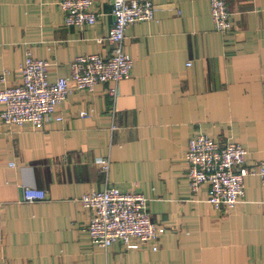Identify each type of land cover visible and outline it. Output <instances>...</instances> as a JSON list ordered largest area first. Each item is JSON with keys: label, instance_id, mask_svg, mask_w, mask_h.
Instances as JSON below:
<instances>
[{"label": "crops", "instance_id": "obj_1", "mask_svg": "<svg viewBox=\"0 0 264 264\" xmlns=\"http://www.w3.org/2000/svg\"><path fill=\"white\" fill-rule=\"evenodd\" d=\"M112 1L94 0L97 21L78 26L63 24L57 0H0V90L21 81L27 49L49 62L50 79L67 76L79 54L109 55ZM152 1L154 18L125 30L130 77L72 90L57 107L61 120L0 121V264H264L259 177L245 176L242 200L223 211L206 200L207 183L190 190L185 160L199 130L241 143L247 166L264 159V0H226L228 33L214 29L209 0ZM106 184L148 198L166 226L156 250L89 241L80 198ZM23 186L46 196L23 200Z\"/></svg>", "mask_w": 264, "mask_h": 264}, {"label": "built area", "instance_id": "obj_2", "mask_svg": "<svg viewBox=\"0 0 264 264\" xmlns=\"http://www.w3.org/2000/svg\"><path fill=\"white\" fill-rule=\"evenodd\" d=\"M57 4L65 25H91L98 19L94 0H57ZM209 6L214 29L221 33L231 31L227 1L209 0ZM155 8L152 0H113V22L105 37L111 46L109 55L79 54L70 62L67 76L50 79L49 62L32 56L27 49L19 66L21 81L0 90V102L4 104L0 121L35 127L47 120H61L57 107L72 90L91 92L100 83L130 77L133 59L124 49L125 30L133 22L153 19ZM6 75L7 70L0 73V82H5ZM108 94L115 100L117 88H109ZM88 114L87 110L79 112L80 116ZM247 156V149L236 140L220 142L202 130L193 133L185 153L190 190L196 192L202 183H207L206 200L219 210H231L242 200L245 176L257 175L264 187V159L247 166ZM97 163L107 173L108 157L98 158ZM45 196L41 188L22 187L23 200H40ZM80 202L91 212L87 233L92 244L106 248L119 241L128 249L158 248L157 241L166 226L152 219L148 198L141 191L106 184L85 192Z\"/></svg>", "mask_w": 264, "mask_h": 264}]
</instances>
